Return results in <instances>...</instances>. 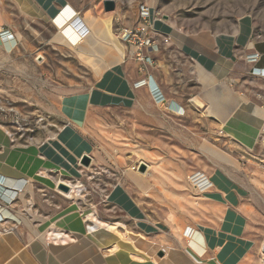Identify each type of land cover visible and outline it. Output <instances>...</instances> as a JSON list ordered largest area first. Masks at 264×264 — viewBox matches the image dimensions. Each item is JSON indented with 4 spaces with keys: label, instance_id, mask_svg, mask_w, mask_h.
<instances>
[{
    "label": "crops",
    "instance_id": "obj_1",
    "mask_svg": "<svg viewBox=\"0 0 264 264\" xmlns=\"http://www.w3.org/2000/svg\"><path fill=\"white\" fill-rule=\"evenodd\" d=\"M25 1L28 3L30 1L29 5L31 6H24L23 2ZM29 1L0 0V34L8 32L14 36L13 41L0 38V92L10 96V93L18 92L21 86L26 91L27 89H38L36 85H26L24 78L23 82L19 81L18 78L25 77L29 70L34 71L43 68L44 61L52 55L51 51L59 48V51H66L67 49L73 53L81 51V58L92 65L93 74L97 80L87 92L73 91L72 94H68L66 89L63 92V87L53 86V89L51 87L49 89L47 85L40 84L39 92L45 90L44 92L52 94L61 90L60 102L57 101L55 95L45 96L43 101L42 97L31 101L29 98L26 100L11 96L18 105H25L27 101L33 103L35 108H52L56 112L59 111V118L63 125L55 135L52 133L47 138L39 139L28 145L19 142L15 144L8 131L0 126V189L3 188L2 186L5 190L12 188L11 185L20 186L27 182V186L20 194L22 202V200H26L27 195L34 194L33 191L36 188H42V186L53 192L54 181L50 174H58L62 177L65 173L70 172L69 168H72V172L69 174L78 173L76 171L77 164L81 162L84 156H89L94 161L103 157L104 160L109 159L117 167L122 165L123 157H127V154L130 155V158L133 156L144 157L148 163L152 164L147 165L146 180L136 173H130L136 188L123 184L116 186L117 192L113 191L115 197L112 201L124 206L130 204L129 208H132L135 201V204L140 208L143 214L135 212L136 221L129 216L127 220L133 222L130 223V227H127L129 232L133 230V226L142 232L137 233L135 231L134 235L145 238L147 244H143L145 248L142 249V252L149 260L121 252L112 254L110 251L112 248L101 247L98 249L89 243V238L85 242L54 244L52 240H49V231L44 237L45 239L48 238L46 241L39 236V232L34 230L31 224H27L28 218H25V212L23 214L20 212L16 217L12 214L10 216L13 217L11 220L19 218L24 221L23 227L0 234V264H91L90 255L93 249H95L99 259L92 264H198L201 261L200 256H206L208 252H216L218 245L213 247L215 239L214 237L211 238L212 229L217 236L215 228L219 222L223 223L222 219L227 221L235 213L240 218L241 216L247 217L245 212L250 210V204L233 200L232 193L230 194V184L220 174L214 175L210 179L213 188L208 194H202L204 197H195L198 191L194 190L186 181L185 175L180 172L181 168L167 159L169 156L175 157V151L168 148L162 140L154 138L155 135H162L165 138L172 135L177 140L184 139L186 141L191 138L189 132H192V129L201 136L203 126L208 127L211 134L214 133L215 125L211 121V117L197 114L202 112L204 106L201 102L202 96L209 107H214L217 113H221L224 119L228 120V110L232 102H221L223 109L220 111L216 105L217 100H213V97L211 100L206 98L210 90L212 91L211 94H215L216 89H209V87L216 85L219 79L211 71L213 66L211 69L201 67L202 58L200 59V56L202 57L205 53L210 54L211 56H209L214 57L216 61L217 54L212 53L213 46L207 47L208 50H202L201 53L199 47L193 48L192 44H188L191 48L186 45L185 47L180 46L178 40L173 38L175 44L170 46L162 44L163 37L161 33L157 32L158 36H161L158 37L156 34V37L154 35L156 39H154L156 42L155 49L152 51L145 49L143 53L145 59L140 60L137 56L139 52L137 46L125 43L130 46L131 50V53L127 54V49L115 37L112 35L111 38L106 37L95 31L99 26L102 28L107 26L110 31L109 24L93 18L90 14L80 17L79 12L69 0H50V6H46L44 0ZM62 8L64 10L60 13ZM62 16H64V22L58 24ZM55 18L56 20H54ZM152 21H156L154 16H152ZM155 24H159V22L157 21ZM65 25L72 26V28H85L89 33L85 39L81 40V44L67 45L60 40ZM156 27L162 30L158 25ZM134 29L136 27L133 26L124 28L122 33ZM163 31L169 33L166 30ZM92 43L94 45L91 47ZM177 48L186 51L188 49L190 52H187L190 56L187 58L184 53L178 52ZM195 52L198 53V57L194 55ZM92 53L97 56L92 55ZM171 56L176 60H172ZM28 61L30 63L34 61V68L27 66ZM186 61H189V65H186ZM187 68L196 70L197 81L209 90L203 91L199 88V90L196 89L197 93L198 91L201 92L198 96H189L188 92L191 91L186 87L188 81ZM175 70H178V73ZM208 70L210 71L208 72ZM192 78L194 79V74L189 77V79ZM143 80H146V83L148 80H154L158 84L166 99L163 104H157L153 101L146 83L144 85L137 84ZM76 86L73 85L72 89ZM183 108L187 109L182 118L183 121L190 122L189 125L194 128L188 130L175 127L176 130L171 133L170 122L167 118L172 116L180 120V112ZM192 108L198 112L191 111ZM252 109L253 107L250 108V110ZM107 112L114 114V118L110 121H106L107 118L101 115H105ZM236 116L237 112L228 120V126L224 128L221 134L226 133L230 136L231 132H235L231 122L236 119ZM183 121L181 120L179 123H183ZM172 128L175 129L174 126ZM263 130L264 122L255 119L247 131L243 128L237 129V132L242 135L238 139L242 140L250 149H254L257 137L264 134ZM106 134L116 135L117 139L121 140L124 149L122 151L118 149L115 152V149L112 148L110 151L103 144V136ZM86 135L97 144V154H95V144H90L85 139ZM164 137L162 138L164 139ZM160 141L161 143H159ZM251 142H253L252 145ZM95 155L99 157H95ZM143 184L146 188L141 187ZM122 186L131 198L126 195V192H123ZM9 194L10 192H6L0 196V205L3 206L0 214L4 216L5 220L10 218L8 211H4V207L8 208L6 197ZM58 199L61 201V198ZM37 200L39 202L34 203L37 207L46 201L44 199L42 201ZM231 200H233L234 208L233 206L229 207ZM223 202H226L227 209L222 206ZM48 204L51 206L47 208L44 205L43 214H38L37 218L35 214L29 215V217H33L34 220L51 222L50 225H46L47 228H50L48 226H52L54 220L63 222L71 216L65 212L67 209L60 208L53 211V203L48 201ZM181 206H187V208ZM59 214L62 217L56 219ZM161 215L162 219L164 215L165 222L160 223L162 219L159 216ZM197 216L199 219L212 221L214 223L212 229L208 223L206 225L199 222L195 218ZM152 219H156L157 224L150 222ZM185 226L186 235L181 233ZM220 226L222 228L223 224ZM244 227L245 225L240 230L241 233ZM154 228L158 232L155 238ZM198 228L202 229L203 233L198 232ZM64 231L68 236L74 237L70 230L64 229ZM228 233L230 234V232ZM187 238L191 240L188 243L184 241ZM238 242L240 243V240ZM148 245L153 246V250L147 249ZM186 247L192 257L185 254L187 253ZM136 249L138 250V248ZM149 254L151 255L149 256Z\"/></svg>",
    "mask_w": 264,
    "mask_h": 264
},
{
    "label": "rangeland",
    "instance_id": "obj_2",
    "mask_svg": "<svg viewBox=\"0 0 264 264\" xmlns=\"http://www.w3.org/2000/svg\"><path fill=\"white\" fill-rule=\"evenodd\" d=\"M106 1L108 0H69L71 5L79 12L78 15L80 17L90 14L93 18L100 19L106 24H109L110 34L127 49V54H130L131 50L130 46L126 45L122 40V30L132 26L137 28L143 23L145 16L142 14V6H146L149 9V18H147L148 20L151 19V37L155 39L156 34L158 36V33H161L163 37V40H161L162 44L172 46L175 44L173 41L174 39L178 40L180 46L185 47L186 45L191 48L188 45L191 44L189 42H193L194 39L200 35L203 36L207 34L213 39L214 44L212 53L217 54V58L216 61L214 60L215 63L211 71L219 80L216 85L209 87V89H216L215 94H211L212 91L210 90L206 98L211 100V97H213V100H217L216 105H218L220 111L223 109L221 102H232L228 110V120L237 112L236 119L231 122L235 128V132H231L232 134L230 136L226 135V133L221 134L224 128L228 126L229 121L226 120V118L224 119L221 113H217L214 107H209V104L204 101L202 96L201 102L204 104L201 110L202 112L200 113L194 108H192L191 111L195 110L196 113L198 112L197 114H201L202 116L204 114V116L211 117L210 119L215 125L214 133L211 134L210 129L206 126H203L201 136L194 132L192 129L194 127L189 125L190 122L183 121L182 119L187 110L183 108L180 112V120L168 116L169 119L167 118V120L170 122V131L173 133L176 130L175 127H182L188 130L192 129L189 135H191L193 139L190 138L186 141L184 139L177 140L172 137V135L166 138L162 135H155L154 138L162 140L168 148L175 151V157L169 156L167 159L176 163L177 166L181 168L180 172L185 175L186 180L191 182L190 185L194 190H197L198 186L193 183L192 180L195 179L197 182H200L199 177L202 178L206 176L208 179H212L214 175L218 176V174H220L228 180L230 184V194L232 193L233 200L250 204V210L245 212L247 217L241 216L242 220H244L243 225H245L242 233L241 231H229L226 228L225 220L222 219L223 223L219 222V225H216L215 228L217 237L212 229L214 225L212 221H206L202 218L199 219L198 216L195 217L199 222L211 226L210 228L213 231L210 233L212 234L211 238L214 237L215 239L213 247L215 248V246L218 245L216 247V252H208L206 256H200L201 261L198 264H218L220 261L219 259H223V261H220V264H264L262 262V259H264V134L257 137L255 148L250 149L242 140L238 139L242 135L237 132L238 128H243L247 131L255 119L264 122V73L261 75L258 74L259 71H264V0H113L116 4V9L110 13L104 11V3ZM63 10L62 8L60 13H62ZM152 16L158 20L159 24H155V22L152 21ZM54 20H56V18ZM54 22L57 23L56 21ZM156 25L162 30L158 29ZM246 27L251 29V33L249 39H246L247 42L245 43L241 40L245 35L241 36V33L242 29L245 30ZM217 38H219L220 43L218 42L216 44L215 40ZM223 39H232V56L220 52V44ZM166 41L168 42L166 43ZM192 47L194 48L195 45ZM59 49H53V51H51L52 55L48 57V60L44 61L43 68H38L34 71L29 70L25 77L18 78V80L22 82L24 78V83L26 85H36L38 89H27L26 91L23 89V86H21L18 92L13 94L10 93V96L0 92V126L8 131L15 144L18 142L26 145L33 144L39 139L47 138L52 133L55 135L63 124L59 118V111L56 112L52 108H35L33 103L27 101L25 105H18L17 101L12 99L11 96L17 99L24 98L28 100L29 98L31 101L42 97L43 101V97L55 95L57 101L60 102V96L62 95L61 90L58 89V92L52 94L44 92L45 90L39 92L40 86L45 84L49 89L50 87L53 89V86L59 88L63 87V92L66 89L68 94H70L73 91L87 92L94 86L97 80L93 74L92 65L81 58V51L73 53L67 51V49L66 51H59ZM177 50L180 53H184L187 58L190 56L187 52L189 51L188 49L186 51L177 48ZM195 50L197 49L195 48ZM256 54L259 55V61H250V58ZM92 55L97 56L94 53H92ZM194 55L197 56L198 53L195 52ZM201 58L200 56V59ZM171 59L174 61L176 60L172 56ZM174 61L172 62L174 63ZM188 62L189 61H186V65H189ZM33 64L34 61L32 63L29 61L27 62V66L30 68H34ZM175 72L178 73V70H175ZM195 72L197 71L193 68L186 69L188 78L186 87L191 91L188 92V95L191 97L198 96V94L201 93L199 91L197 93L196 89L199 90L200 88L203 89V91L209 90L204 88L202 84H199L195 77ZM193 74L194 79H189ZM145 83L146 80H143L137 84L144 85ZM73 85H77L78 87L76 86V88L72 89ZM251 107H253L252 110H250ZM252 111L254 114L251 113ZM101 115L107 118L106 121H110L114 118L113 112L112 114L107 112L105 115ZM181 120L183 123H179ZM173 126L175 129L172 128ZM161 136L164 137V139ZM103 137V144H105L110 151H112V148L115 149V152L118 149L121 151L124 149L121 140L117 139L116 135L106 134ZM85 139L89 141L90 144L94 143L93 139L88 135H86ZM159 143H161V141ZM252 144L253 142H251V145ZM94 147L96 148L95 154H97V144H95ZM128 155L129 154H127V157H123V163L119 167L109 159L104 160V158L101 157L94 161L93 158L90 157L91 164L89 166H85L81 162H78L76 169L78 173L69 174L72 172V168H69L70 172L65 173L62 177L58 176V174H50L54 181L53 192H50L48 188L42 186V188H36L35 191H33L34 194L27 195L25 197L26 200H22V202L20 194L23 192L25 186H27V182L22 183L20 186L11 185L12 188H6L5 190H3L4 186H2L3 188L0 189L2 194H0V196H3L6 192H10L6 197L8 208L4 207V211H8V217L10 218L5 220L3 218L4 216L0 214V234L9 230H18L21 226L23 227L24 221L19 218L11 220L13 217H11L10 214L16 217L20 212L22 214L25 212V218H28L27 224H31L33 229L39 232V236L44 238L46 232L51 231L50 228L46 227V225H50L51 222L38 219L34 220L33 217H29V215L35 214L37 218L39 216L38 214H43L42 209L44 205H46L47 208L51 206L48 204V201L53 203V211L59 210L60 208L68 210V208L71 209L75 206L78 208L82 218H86L87 214L95 211L97 217L102 222L112 226H119L120 224L126 225L123 229L119 228V231L124 234L125 231H128V227L131 225L130 223L133 222L127 220L129 216L134 218L136 217L135 212H141V210L135 204V197L133 199L134 204L132 208H129L130 204H128L129 206H124L113 202L112 200L115 197V192H117L116 186L123 184L125 186L131 185L133 188H136L130 173H136L145 179L148 171L147 165H152L148 163L144 157L133 156L130 158V155ZM95 157L99 156L95 155ZM142 165L146 166V171L144 173L140 172V167ZM60 180L69 182L73 185L80 184L84 186V192L82 193L83 198L76 202L77 204L72 200H67L63 196L64 194H61L56 188ZM142 186L145 187L144 184L141 185V187ZM122 190L126 192L123 186ZM113 191H115L114 194ZM208 193L209 192L205 194ZM126 195L131 198L127 192ZM201 196L202 193L196 192L195 197L199 198ZM58 198H61V201ZM37 199L41 201L43 199L46 200L43 202L45 204L41 203L40 206L37 207L34 204L36 201L39 202ZM233 200L229 201V207L233 206L234 208V204H232ZM225 203L226 202H223L222 206L227 209ZM181 207L187 208V206ZM2 210L3 206L0 205V212ZM67 210L65 212H67ZM235 215L237 214L235 213ZM60 217H62V215L59 214L56 219ZM159 217L162 219V215ZM134 220L136 221L135 218ZM150 222L157 224L158 221L152 219ZM162 222H165L164 215L160 223ZM59 223H61L59 220L53 221V225L59 226ZM221 224H223L222 228L220 226ZM135 231H137V233L141 232L136 226H133V230H130V232L134 234ZM156 231V228H154V238L158 233ZM197 231L203 233L202 229L198 228ZM227 231L230 232V234ZM45 240L48 241V238ZM238 240H240V243ZM135 247L138 248L139 251L141 250L140 252L145 248L141 243L136 244ZM186 252L185 254L190 257L191 255L188 253L187 247ZM193 261L195 262L196 260Z\"/></svg>",
    "mask_w": 264,
    "mask_h": 264
},
{
    "label": "bare ground",
    "instance_id": "obj_3",
    "mask_svg": "<svg viewBox=\"0 0 264 264\" xmlns=\"http://www.w3.org/2000/svg\"><path fill=\"white\" fill-rule=\"evenodd\" d=\"M29 1V0H28ZM50 0H44V4L46 6H50ZM30 3V1H29ZM28 2H23V5L26 7H30L31 5H29ZM158 20H156L155 22H157ZM64 22V16H62L59 21L58 24H62ZM78 24V23H76ZM74 24L72 23V26ZM248 25V22H247ZM66 26V25H65ZM63 26V29L66 28L64 30V33L60 35V40L64 43V44H81V40L85 39L86 36L88 35L89 31L86 30L85 28H72V26ZM75 27V26H74ZM109 28L104 27H100L97 28L98 33H100V35H104L106 37H110L111 38V34L108 30ZM250 30L248 27L244 29H242V33L241 36L244 37H240L241 40L243 42H247L246 39H249L250 36ZM171 34V33H170ZM68 38V39H67ZM94 40V39H92ZM190 40V39H189ZM72 41V42H71ZM91 41V40H90ZM89 41V42H90ZM192 41V40H191ZM93 42V41H92ZM216 44L219 42L220 40L219 38H217L215 40ZM223 42V44H222ZM89 44V43H88ZM191 44L195 45L196 47H199V49L205 51L208 50L207 47H212L214 44L213 39L207 35L204 34L203 36L200 35L198 36L196 39H194L193 42H191ZM94 45V43H92L90 46L92 47ZM233 43H232V39H223L221 40V44H220V52L224 53L228 56H232L233 55ZM211 53V51H209ZM206 54V53H205ZM203 55L202 56V68H207V69H211V67L214 64V57H210L209 55ZM216 57V55H214ZM121 61V60H120ZM210 70H208L209 72ZM262 73H264V71H259L258 74L261 75ZM146 85L148 86V89L150 90L151 88L154 87H158V84L154 81V80H148V82L146 83ZM151 92V91H150ZM1 128V127H0ZM264 132V130H263ZM45 177V176H43ZM200 182H197L195 179L192 180L193 183H195L198 186L197 191L205 194L207 192H210L213 188V183L211 182L210 179H208L206 176H203L202 178L199 177ZM189 184H191V182H189L188 180H186ZM192 183V184H193ZM62 186H66L69 191L64 192L63 190H61L60 188H62ZM56 188L60 191L61 194H64L63 196L67 199V200H72L73 202H75V204H77L76 202H78L80 199L83 198L82 193L84 192V186L77 184V185H73L69 182L60 180L58 181ZM202 197H204L202 195ZM31 205V204H30ZM67 213H69L71 216L69 217V219H67L66 221H63L61 223H59V226L57 225H52L50 226L51 231H49V240H52L54 244H68V243H74L77 241H86L87 238H89L90 240V244L94 245L96 248H112L110 251L112 254H118V253H125L128 254L130 256H139L144 260H149V258L144 254L139 252L135 245L136 244H147L146 240L144 237L142 236H136L134 234H132L129 231H126V234H122L119 232V228H124L125 225L120 224L119 226H112L110 224H107L105 222H102L96 215V212H90L89 214H87L86 218L85 217H81L78 208L77 207H73L71 209L68 208ZM243 221L239 216L233 214V216L229 217L227 221H225L226 223V228L231 232H235V231H240L243 228ZM68 229L70 230L73 234L74 237L68 236L64 229ZM186 226L181 230V233L186 235ZM6 233L8 231H5ZM10 232V230H9ZM125 236V237H124ZM126 239V240H124ZM92 241V242H91ZM185 242L188 243L189 239L187 238V240L185 239ZM246 244V243H245ZM246 246V245H245ZM153 246L148 245L147 249H152L153 250ZM91 249H93L91 247ZM152 252V251H151ZM151 254H149L150 256ZM99 258H97V253L95 251V249L92 250L91 255H90V261L91 264L93 262H96ZM220 261L223 259H219ZM218 260V261H219ZM220 261L218 262V264H220ZM262 262L264 263V259H262ZM183 263H185V261H183ZM190 264V263H189Z\"/></svg>",
    "mask_w": 264,
    "mask_h": 264
},
{
    "label": "built area",
    "instance_id": "obj_4",
    "mask_svg": "<svg viewBox=\"0 0 264 264\" xmlns=\"http://www.w3.org/2000/svg\"><path fill=\"white\" fill-rule=\"evenodd\" d=\"M142 14L144 17L143 23L140 24L136 29L134 30H128L121 34L122 40L130 45H135L138 47V58L140 60H144V50H154L156 46V42L153 37H151V19L149 18V9L146 6H142L141 8ZM148 17V18H147ZM0 38L2 40L6 41H13L14 36L8 34V32H2L0 34ZM168 41H166L167 43ZM147 60V59H146ZM250 61L252 62H258L259 61V55L256 54L250 58ZM150 94L152 96V99L157 104H163L165 102V96L161 89L159 87H154L150 89Z\"/></svg>",
    "mask_w": 264,
    "mask_h": 264
},
{
    "label": "water",
    "instance_id": "obj_5",
    "mask_svg": "<svg viewBox=\"0 0 264 264\" xmlns=\"http://www.w3.org/2000/svg\"><path fill=\"white\" fill-rule=\"evenodd\" d=\"M116 9V4L113 0H108L104 3V11L106 13H110V12H113L114 10ZM81 163L85 166H89L91 164V159L90 157L88 156H84L82 159H81ZM146 171V166L145 165H142L140 167V172L144 173ZM62 190L64 191H68V188L65 187V186H62L61 188ZM263 254H264V245H263Z\"/></svg>",
    "mask_w": 264,
    "mask_h": 264
}]
</instances>
